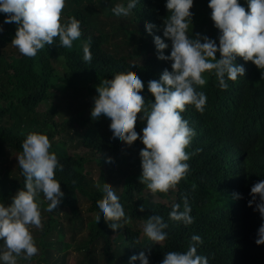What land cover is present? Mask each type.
<instances>
[{
	"label": "trees",
	"instance_id": "trees-1",
	"mask_svg": "<svg viewBox=\"0 0 264 264\" xmlns=\"http://www.w3.org/2000/svg\"><path fill=\"white\" fill-rule=\"evenodd\" d=\"M128 2L67 0L63 17L65 21L78 19L82 36L71 48L61 47L57 38L31 58L23 56L14 45L6 51L17 25L4 23L0 33V163L7 149L15 154L0 179V202L10 204L24 188L25 178L17 162L29 133L47 135L52 144L50 151L63 165L55 173L64 192L63 202L48 212L49 202L41 194L42 227H32L39 252L30 261L19 258L18 264H68L72 251L77 264H129L130 257L141 251L148 253L150 247V264H162L167 252L186 251L193 234L202 237L198 254L207 256L209 264H264V245L255 242L264 219L255 204L248 206L252 186L264 180V70L237 57L235 63L244 66L245 75L227 81L226 90L219 87L213 74L205 73L206 85L197 86L207 96L203 113L191 105L182 113L196 132L186 149L191 156L187 161L190 172L174 189L151 192L156 203L146 196L150 190L140 182V151L144 145L139 138L131 146L114 142L110 123L94 121L91 111L85 115L70 106L66 113L40 110L58 88L76 95L94 92L97 96V86L104 82L111 85L117 77L128 74L144 82L141 95L145 103L154 102L148 82L159 80L165 68L171 71V62L157 58L153 40L158 35L171 46L161 27L169 15L166 0H141L128 18L113 14L112 8L118 4L126 7ZM239 3L247 11L245 0ZM194 4L190 11L193 18L199 16V21H195L193 32L190 26L188 34L195 36L200 29L199 34L217 39L219 30L210 20L208 1L195 0ZM5 18L6 14L0 13V22ZM149 23L156 26L152 35L146 31ZM89 37L91 62L83 59ZM170 51L171 47L164 55H170ZM141 115L134 130L142 136L146 121H141ZM74 142L86 150L83 156L70 149ZM108 162L111 167L105 166ZM93 167L100 170L98 180L91 174ZM112 179L121 181L116 193L128 218L115 232L109 222L102 220L99 227L95 223L97 206L104 199L102 189ZM185 196L194 217V223L187 226L169 219L172 205H182ZM141 206L143 212L139 211ZM153 215L162 216L169 225L168 238L161 245L150 241L143 227L128 225L145 224Z\"/></svg>",
	"mask_w": 264,
	"mask_h": 264
},
{
	"label": "clouds",
	"instance_id": "clouds-1",
	"mask_svg": "<svg viewBox=\"0 0 264 264\" xmlns=\"http://www.w3.org/2000/svg\"><path fill=\"white\" fill-rule=\"evenodd\" d=\"M67 0H0V13L6 14L5 24L17 25L12 40L19 52L26 57H35L45 46L53 45L58 38L59 45L71 48L73 42L82 36L81 22L75 17H63ZM247 11L239 0H208L211 20L219 30L217 39L207 35H189L193 32L194 0H166L165 7L169 15L163 21V37L153 36L157 58L171 62V71L167 68L159 80L147 84L148 91L154 96V102L145 103L141 95L144 82L139 76L117 77L111 85L106 82L96 87L98 95L94 97L90 115L94 121L104 120L110 123V134L114 142H123L131 146L140 139L144 148L140 151L144 183L152 193H165L174 189L190 172L187 161L191 156L186 151L196 135L182 113L186 106L203 113L207 96L198 91L197 86L207 83L205 73L213 74L222 90L228 88L227 81H236L244 77L245 68L235 63L237 57L250 61L258 69L264 70V0H245ZM141 0H129L127 6L118 4L112 8L117 17L128 18L140 6ZM154 24L146 25V31L152 35ZM4 31L0 25V33ZM171 47L170 55L164 51ZM91 37L83 47L84 61H92ZM217 53L220 58L217 59ZM134 70V68L132 69ZM131 70V71H132ZM264 77V71H261ZM146 121L142 136L134 129L138 114ZM22 154L18 164L25 178L24 188L11 199L10 204L0 202V264H18V259L30 261L39 248L32 234V227H42L43 198L48 201L47 211L52 212L63 202L64 192L56 179V170H62L55 152L50 151L52 144L47 135L31 132L22 143ZM105 166L111 167V162ZM252 199L248 206L255 204V210L264 219V180L251 188ZM103 203L97 206L95 223L109 222L115 232L128 222L124 207L115 189L106 186L102 189ZM257 197L259 202L257 203ZM239 199L240 197L237 196ZM139 211L143 212L141 206ZM192 208L188 197L182 205L174 203L169 219L184 225L194 223ZM169 225L164 218L153 215L144 224L145 236L155 245H161L168 238ZM256 244L264 245V224L257 233ZM203 239L198 234L191 236L188 248L184 252L169 251L162 264H209L207 256L198 254ZM145 251L130 257L129 264H150Z\"/></svg>",
	"mask_w": 264,
	"mask_h": 264
},
{
	"label": "rangeland",
	"instance_id": "rangeland-1",
	"mask_svg": "<svg viewBox=\"0 0 264 264\" xmlns=\"http://www.w3.org/2000/svg\"><path fill=\"white\" fill-rule=\"evenodd\" d=\"M195 1V0H194ZM208 1V0H205ZM195 7V4H194ZM194 10V8H193ZM211 20V18H210ZM195 21H199V16H195L193 18V30L194 29V23ZM212 21V20H211ZM212 23L214 24V22L212 21ZM0 25H3V28L5 27L4 22H0ZM200 30V29H199ZM199 30L196 33H199ZM13 48V44H9V47L6 46V51H9ZM70 91H63V89L58 88L55 91V95L54 97L50 100V102H47L45 104H43V106L41 107L40 110L45 111L46 109L52 110V111H56V112H63L65 110V113L67 111V109L70 107H72L73 109L77 110V111H83L85 113V115H89V112L91 111L92 107H93V103H94V97L95 94L94 92H80L79 95H76L75 93H72ZM66 115H64L65 117ZM105 123H108L107 121H104ZM70 139V138H69ZM70 149L75 152L78 155L83 156L84 153L86 152V150L82 147H76L75 142L73 144L70 145ZM15 152L10 151L9 149H7V156L2 160V162L0 163V179L2 178L3 174L6 172V164H11L12 165V158L14 157ZM18 164V162H17ZM17 164H15L13 166V169L16 170L17 168ZM93 178L95 180L99 179V175H100V170L97 169L96 167L92 168V172H91ZM120 180H110L107 182V186H111L115 189V191L120 190ZM146 196L149 199H152V201H154L155 203L157 202V198L151 193L148 192L146 194ZM129 226L133 227V228H137L140 229L142 227H144V223H129ZM68 264H77L76 262V257H75V253L72 251L71 255L69 256V260H68Z\"/></svg>",
	"mask_w": 264,
	"mask_h": 264
}]
</instances>
